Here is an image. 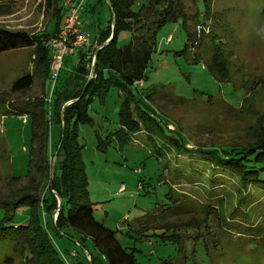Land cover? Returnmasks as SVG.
<instances>
[{
    "label": "rangeland",
    "instance_id": "obj_1",
    "mask_svg": "<svg viewBox=\"0 0 264 264\" xmlns=\"http://www.w3.org/2000/svg\"><path fill=\"white\" fill-rule=\"evenodd\" d=\"M4 2L12 11L0 16V27L43 33L49 15L44 0ZM155 3L135 31L152 35L144 80L128 86L112 77L105 95L89 106L91 120L75 124L94 216L116 232L137 264H264V186L242 184L215 161L264 143V0ZM169 13L171 19L156 26ZM109 17L107 3L97 4L85 20L92 28ZM133 35L121 30L117 45ZM41 67L34 48L0 54V264L50 262L48 247L30 248L23 233L18 237L22 229L14 228L31 224L45 231L60 262L91 264L81 244L100 253L89 238L68 228L59 233L50 217L47 225L42 207L15 201L24 187H35L29 164L36 143L32 119L23 112L50 94L52 79ZM28 73L33 84L12 90ZM124 103L136 121L134 132L121 123ZM47 119L50 149L63 127L48 111ZM26 234L41 241L30 230Z\"/></svg>",
    "mask_w": 264,
    "mask_h": 264
},
{
    "label": "trees",
    "instance_id": "obj_2",
    "mask_svg": "<svg viewBox=\"0 0 264 264\" xmlns=\"http://www.w3.org/2000/svg\"><path fill=\"white\" fill-rule=\"evenodd\" d=\"M110 17L104 28L100 29L94 39L98 41L100 49L84 51L79 50V62L75 65L72 72L64 74L60 72L57 86L51 96V101L47 99L50 94H44L34 105V109H24L29 119H32V141L36 143V148L32 153L30 161V180L34 182L37 190L25 189L19 192L16 204L26 202L32 206L42 207L43 215L50 217L57 232H64V228L76 231L83 239L89 238L99 255L94 256L88 253L84 244L86 258L91 264H137L132 252L124 248L116 237V232L106 227L94 216L92 203L88 201L87 180L84 167L80 160V147L77 143L75 124L78 122L90 121L89 106L95 96L105 95L111 85L112 77H121L128 86L144 80L145 70L150 61L153 48L150 43L152 35L143 36L136 33L137 22L140 16L149 6L156 4V0H109ZM63 0H47L46 9L49 17L43 33L32 34L25 30H10L0 27V54L22 48H34L36 53L37 68L42 66L46 76L50 75V41L57 35L64 19V9L61 5ZM151 3V4H150ZM5 5L0 4V14L5 12ZM169 9H171L169 7ZM156 26H161L165 21L171 19V13L164 14ZM115 17V26L114 25ZM140 19H139V18ZM177 18L174 16L172 19ZM140 27V26H139ZM132 30L134 35L131 41L123 46L117 45V37L121 30ZM149 31V29H148ZM150 36V37H149ZM149 37V38H148ZM110 39V40H109ZM109 40V41H108ZM108 41L107 44L105 42ZM94 73L90 78L92 67V56H95ZM89 55V56H88ZM65 63V61H64ZM40 68V67H39ZM64 68V67H63ZM109 77L105 78V72ZM111 76V78H110ZM33 75L25 74L18 78L13 86L14 91H23L33 84ZM45 103L49 108L45 109ZM13 106V105H12ZM47 111L52 121L64 127L65 135L63 142L58 150L55 161V175L51 183L52 163L58 145L49 149L48 147V119ZM15 114L22 113L14 112ZM120 120L123 126L129 128V132H134L136 121L131 118L128 103L122 105ZM74 123V127H72ZM60 143V142H59ZM233 149L230 153H223L230 158L221 155L222 159H217L221 164L233 170L241 180L242 184H255L264 186V143L244 146L243 149ZM239 161V164L234 163ZM58 173V174H57ZM20 178H15V180ZM19 181V180H18ZM41 181V185L39 183ZM36 193V197L35 194ZM41 193V195H40ZM58 196L61 198L59 207ZM65 201V204H64ZM59 209L56 220L52 217ZM40 208H37V218L39 223ZM33 221V220H32ZM31 227L21 228L15 225L16 230H20L19 238L23 244L29 243L30 248L48 247L50 252V262H35L33 264H65L58 260L56 249L43 229L31 224ZM38 234L41 241L34 239L32 234L27 237L26 232ZM66 238V236L63 234ZM43 238V239H42ZM44 240V241H43ZM19 242H21L19 240ZM43 242V245H41ZM31 244V245H30ZM32 255V252H31ZM78 256V253H74ZM73 255V256H74Z\"/></svg>",
    "mask_w": 264,
    "mask_h": 264
},
{
    "label": "built area",
    "instance_id": "obj_3",
    "mask_svg": "<svg viewBox=\"0 0 264 264\" xmlns=\"http://www.w3.org/2000/svg\"><path fill=\"white\" fill-rule=\"evenodd\" d=\"M86 0H65L67 14L63 20L60 31L50 41V77L52 85L50 96L57 86L60 72L64 67L65 58L78 48L98 49V41L82 29L81 13L85 7ZM94 56H92V64ZM26 115L23 116L26 120ZM125 187L122 185L121 190ZM89 255H87L88 257ZM90 259V257H89Z\"/></svg>",
    "mask_w": 264,
    "mask_h": 264
},
{
    "label": "crops",
    "instance_id": "obj_4",
    "mask_svg": "<svg viewBox=\"0 0 264 264\" xmlns=\"http://www.w3.org/2000/svg\"><path fill=\"white\" fill-rule=\"evenodd\" d=\"M4 1H9V0H0V4L2 5H5V12L4 13H2V14H0V16H2V15H7V14H10L11 13V11H12V9L10 8H8V4H6ZM46 1L47 0H44V3H45V6L44 7H46ZM105 3H107V1L106 0H86L85 1V7H84V9H83V11L82 12H84V13H81V21H82V29L84 30V31H88V29H91L93 32L91 33V37L92 38H95V36L96 35H98L99 34V32H100V29H102V28H104L105 26H106V24H107V22H106V24L104 23V25L102 24V23H99L98 22V24L96 23V22H94V25L92 26V28H89L88 27V23H87V21L85 20L87 17H88V15H89V13H93V11H94V9H95V7H96V5L97 4H105ZM62 6H63V9H64V18H65V16H66V14H67V6H66V4H65V0H63V2H62V4H61ZM107 6H108V8L110 9V6H109V4L107 3ZM110 11V10H109ZM84 15V16H83ZM49 16H47V18H48ZM64 20V19H63ZM108 20V19H107ZM48 21V20H47ZM92 21V20H91ZM46 24H47V22H46ZM91 25H92V22H91ZM88 50H92V49H89V48H84V51L85 52H87ZM89 56V55H88ZM79 62V50L78 49H76L72 54H70V55H68L66 58H65V63H64V68H63V71H62V73H64V74H67V73H70V72H72L73 71V69L75 68V65L77 64Z\"/></svg>",
    "mask_w": 264,
    "mask_h": 264
},
{
    "label": "water",
    "instance_id": "obj_5",
    "mask_svg": "<svg viewBox=\"0 0 264 264\" xmlns=\"http://www.w3.org/2000/svg\"><path fill=\"white\" fill-rule=\"evenodd\" d=\"M107 1V3L109 4V6L111 5V3H110V1L109 0H106ZM114 25L113 26H115V17H114ZM110 40V39H109ZM108 40V41H109ZM108 41H106L105 42V44H107L108 43ZM101 47H99L98 49H100ZM96 54L97 53H95V56H94V62H93V64H92V67H91V73H90V78L93 76V73H94V64H95V58H96ZM64 135H65V130H64V127L62 128V138H61V140H60V143H59V145H58V149H57V151H56V153H55V156H54V158H53V170H52V174H54V171H55V161H56V156H57V154H58V150H59V148H60V146H61V144H62V142H63V139H64ZM58 202H59V207L61 206V198L58 196ZM58 211H59V209H57L56 210V214L58 215Z\"/></svg>",
    "mask_w": 264,
    "mask_h": 264
}]
</instances>
